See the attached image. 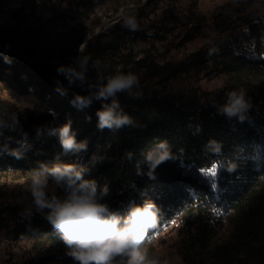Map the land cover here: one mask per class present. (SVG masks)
Wrapping results in <instances>:
<instances>
[{
    "label": "trees",
    "instance_id": "obj_1",
    "mask_svg": "<svg viewBox=\"0 0 264 264\" xmlns=\"http://www.w3.org/2000/svg\"><path fill=\"white\" fill-rule=\"evenodd\" d=\"M244 25L246 30L215 38L217 51L211 56L207 55L208 44L192 54L195 62L217 60L230 77L231 86L211 92L184 84L171 64L160 63L149 52L138 57L125 44L132 33L133 38L141 33L129 31L122 21L110 25L107 32L89 38L81 51L101 63L100 71L105 75L133 72L139 77L144 93L142 100H132L126 94L120 96L121 105L138 126L117 131L97 128L95 111L100 107L99 102L77 109L54 90L57 78L67 84L63 76L57 77L55 68L58 64H68L76 55L85 36V26L80 22L69 24V30L79 28L78 36L59 44L56 51L45 43L37 49L39 25L30 26L31 40L20 43L7 40L0 31V77L17 93H33L37 99L33 108L13 109L28 132L30 147L19 160L0 154V171L32 172L38 162H51L57 155L63 162L85 165L92 178L108 185L107 202L112 208H119L121 201L129 199L140 203L142 194L157 204L158 224L149 233L150 241L145 247L152 242L153 234L155 237L174 218L181 217L188 231L192 230L189 240L193 248L196 245L194 252L198 253L192 256L191 263L198 257L205 264L206 257L198 250H206L215 233V222L233 214L237 241L230 248L218 247L213 264H264V57L253 55L251 50L262 49L258 39L261 22L249 18L244 20ZM4 54L11 63L4 61ZM54 59L58 61L53 62ZM95 74L90 66L87 75L95 78ZM237 89L246 90L251 108L244 123H229L215 114L211 104L222 103L227 92ZM73 90L82 93L79 87ZM68 120L76 139L87 140V151L63 155L57 136L35 135L36 125L48 123L58 127ZM158 139L168 141L173 158L155 170V179L138 176L135 164L142 162L144 153ZM210 139L222 145L220 153L205 149ZM128 152L132 153L131 160L126 158ZM230 165H235L232 172L226 170ZM213 166L215 188L206 177ZM12 231L15 237L34 238V251L22 264H74L65 254L63 243L39 216L31 224L18 216Z\"/></svg>",
    "mask_w": 264,
    "mask_h": 264
},
{
    "label": "clouds",
    "instance_id": "obj_2",
    "mask_svg": "<svg viewBox=\"0 0 264 264\" xmlns=\"http://www.w3.org/2000/svg\"><path fill=\"white\" fill-rule=\"evenodd\" d=\"M123 26L131 32L139 29L132 15L123 18ZM214 40L215 33H208L209 56L217 51ZM3 59L11 63L7 54ZM90 66L95 69V78L87 75ZM101 68L99 61H93L90 55L78 50L68 64L56 66L57 77L63 76L67 84H62L57 78L54 90L67 97L77 109H86L99 102L95 116L96 126L101 131L137 127V122L121 105L120 96L126 94L132 100L144 99L139 77L124 71L105 75ZM74 87H79L83 94L74 91ZM211 107L216 115L224 117L229 123H244L251 101L246 90L237 89L227 92L222 103L214 101ZM34 131L37 137L57 136L63 155L87 151V140L76 139L70 120L58 127L39 124L34 126ZM11 144L17 147H10ZM29 147L28 132L20 115L7 102H0V154L19 160L23 159ZM205 149L220 153L222 145L210 139ZM126 158L131 160L132 153H126ZM172 158L168 141L158 139L144 153L142 162L135 164L136 174L155 179V170ZM234 169L235 165H230L226 170L232 172ZM89 173L87 166L63 162L59 155L51 162H38L25 189L29 204L20 212L21 220L31 224L39 216L46 221L74 264H170L166 256L151 253L145 247L150 241L149 233L157 227L159 220L160 209L154 200L142 194L140 203L129 199L121 201L120 207L114 209L107 202L110 196L108 185L100 184ZM19 203L24 204V200Z\"/></svg>",
    "mask_w": 264,
    "mask_h": 264
},
{
    "label": "rangeland",
    "instance_id": "obj_3",
    "mask_svg": "<svg viewBox=\"0 0 264 264\" xmlns=\"http://www.w3.org/2000/svg\"><path fill=\"white\" fill-rule=\"evenodd\" d=\"M127 15L135 17L141 35L133 38L132 33L125 46L138 53V57L149 52L160 63L171 64L184 84L202 91H219L231 86L230 77L217 60L200 63L192 59L193 52L207 44L208 33L213 32L218 38L246 30V19L261 22L258 39L262 49L251 50L253 55L264 57V0H0V31L7 40L20 43L31 40L30 26L39 25L37 49L45 43L56 51L59 44L78 36L79 28L69 30V24L80 22L85 26L84 35L92 38L107 32L110 25L123 22ZM0 102L24 110L33 108L37 99L33 93H17L0 77ZM215 176L211 170L206 173L212 188L216 187ZM30 178L29 171H0V264H22L34 251L33 237H15L12 231L23 207L29 204L25 189ZM21 200L24 204L19 203ZM220 221L214 224L215 233L206 250H198L206 257L205 264L216 261L218 247L230 248L237 241L234 215L223 216ZM191 231L181 217H176L146 248L166 256L170 264H201L198 257L190 262L198 254L194 252L196 245L193 248L189 240Z\"/></svg>",
    "mask_w": 264,
    "mask_h": 264
},
{
    "label": "water",
    "instance_id": "obj_4",
    "mask_svg": "<svg viewBox=\"0 0 264 264\" xmlns=\"http://www.w3.org/2000/svg\"><path fill=\"white\" fill-rule=\"evenodd\" d=\"M90 38V36L89 35H86L85 37H84V39H83V41H82V43H81V45H80V51L82 50V48L84 47V45H85V43L87 42V40Z\"/></svg>",
    "mask_w": 264,
    "mask_h": 264
},
{
    "label": "snow or ice",
    "instance_id": "obj_5",
    "mask_svg": "<svg viewBox=\"0 0 264 264\" xmlns=\"http://www.w3.org/2000/svg\"><path fill=\"white\" fill-rule=\"evenodd\" d=\"M202 171H204V170H202ZM211 172H212V175L215 176V174H216V169H215L214 166H213V168L211 169ZM213 186H214V185H213Z\"/></svg>",
    "mask_w": 264,
    "mask_h": 264
}]
</instances>
